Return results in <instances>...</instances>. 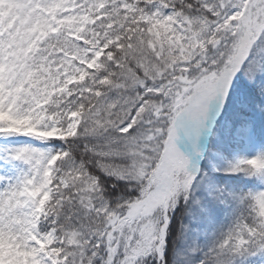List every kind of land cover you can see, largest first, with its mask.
Returning a JSON list of instances; mask_svg holds the SVG:
<instances>
[{
  "label": "snow or ice",
  "instance_id": "1",
  "mask_svg": "<svg viewBox=\"0 0 264 264\" xmlns=\"http://www.w3.org/2000/svg\"><path fill=\"white\" fill-rule=\"evenodd\" d=\"M0 264H264V0H0Z\"/></svg>",
  "mask_w": 264,
  "mask_h": 264
}]
</instances>
